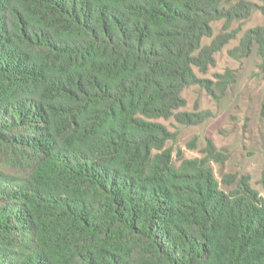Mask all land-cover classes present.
<instances>
[{
  "label": "trees",
  "instance_id": "trees-1",
  "mask_svg": "<svg viewBox=\"0 0 264 264\" xmlns=\"http://www.w3.org/2000/svg\"><path fill=\"white\" fill-rule=\"evenodd\" d=\"M264 0H0V264H264L262 192L224 190L208 140L175 155L161 122ZM222 22L214 36V23ZM264 62V24L231 57ZM161 120V121H160ZM192 149V148H191Z\"/></svg>",
  "mask_w": 264,
  "mask_h": 264
},
{
  "label": "rangeland",
  "instance_id": "rangeland-1",
  "mask_svg": "<svg viewBox=\"0 0 264 264\" xmlns=\"http://www.w3.org/2000/svg\"><path fill=\"white\" fill-rule=\"evenodd\" d=\"M255 1V0H253ZM264 24V16L254 13L246 22H234L231 29H240L231 40L215 54V65L206 74L198 73L199 78L214 80V74L227 69L235 75L221 99H214L200 85L184 90L186 112L207 110L209 118L197 125L185 126L173 119L161 121L173 134L167 142L173 154L180 149L186 158H200L207 141L213 142L218 150L227 151L220 163L211 162L215 176L222 189L242 175H249L251 185L262 192L261 177L264 171V62L255 51L245 58L231 57L229 51L238 46L244 31ZM214 36L220 32L222 22L213 24ZM192 148V149H191Z\"/></svg>",
  "mask_w": 264,
  "mask_h": 264
}]
</instances>
